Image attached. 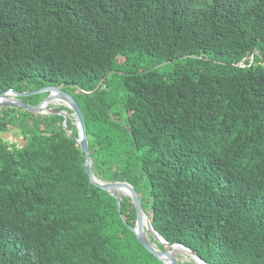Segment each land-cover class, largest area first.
Returning <instances> with one entry per match:
<instances>
[{
	"label": "trees",
	"instance_id": "16d2710c",
	"mask_svg": "<svg viewBox=\"0 0 264 264\" xmlns=\"http://www.w3.org/2000/svg\"><path fill=\"white\" fill-rule=\"evenodd\" d=\"M255 49L264 0H0V94L69 84L94 174L131 183L154 229L209 264H264V64L234 66ZM63 121L0 107L22 140L0 139V264H162Z\"/></svg>",
	"mask_w": 264,
	"mask_h": 264
},
{
	"label": "water",
	"instance_id": "95a60500",
	"mask_svg": "<svg viewBox=\"0 0 264 264\" xmlns=\"http://www.w3.org/2000/svg\"><path fill=\"white\" fill-rule=\"evenodd\" d=\"M255 56H258L262 63L264 64V56L257 50L250 52L240 63L235 64L236 67H246V63L249 62L248 66H252L255 60ZM193 58L201 60H209L205 57L197 56H186L178 58L180 60L183 58ZM172 63V61L164 62L160 65L155 66L151 70L158 69L162 66ZM117 73L116 71H109L98 83L97 87L91 91L87 92L81 90L77 85L75 88L78 89L83 95H92L98 91L105 83L109 75ZM69 84H59L56 86H46L34 91H25L18 92L13 89H9L0 94V107H16L24 111H28L40 115H60L64 118L63 127L68 135L73 137V132L69 129L68 121V112L66 110L57 111L53 108H50V105L58 103L59 105L72 111V116L75 119V127L77 129V136L75 137L76 143L80 146L84 154V170L89 176L90 183L100 188L110 195L114 196L117 199V206L120 212L122 197H128L131 199L132 203L136 209V222L135 226L131 227L132 232L136 235L138 241L145 247V249L151 253L155 258H157L162 264H182L179 253L176 251V248L179 249L180 253H184L189 259L194 261L195 264H209L202 257L195 253L193 250L185 246L184 244L178 242H169L163 238L152 226L151 219L146 212V209L143 204V200L136 188L129 182L126 181H116L109 182L99 179L93 172V160L91 157V148L90 142L87 135V127L85 117L82 111V108L78 101L70 94L66 89L69 87ZM41 93H49V95L38 105L32 106L25 102L22 98L39 95ZM126 222V221H125ZM151 238L155 241L153 243ZM157 245L162 247L159 248Z\"/></svg>",
	"mask_w": 264,
	"mask_h": 264
},
{
	"label": "rangeland",
	"instance_id": "374dc122",
	"mask_svg": "<svg viewBox=\"0 0 264 264\" xmlns=\"http://www.w3.org/2000/svg\"><path fill=\"white\" fill-rule=\"evenodd\" d=\"M58 106H61V105L56 103V104L50 105L49 107L53 108V107H58ZM68 118L72 119L71 122H73V124H74V122H75L74 117L69 115ZM0 139H3V140L8 141V142H15V143H18L19 145L22 144V140H21V137L19 135L18 130H13L12 132L0 133ZM179 257H180V260L182 263L187 262V261H191V259H189L184 253H179Z\"/></svg>",
	"mask_w": 264,
	"mask_h": 264
},
{
	"label": "bare ground",
	"instance_id": "6f19581e",
	"mask_svg": "<svg viewBox=\"0 0 264 264\" xmlns=\"http://www.w3.org/2000/svg\"><path fill=\"white\" fill-rule=\"evenodd\" d=\"M176 251H177L178 253H180V251H179V249H178V248H176Z\"/></svg>",
	"mask_w": 264,
	"mask_h": 264
}]
</instances>
